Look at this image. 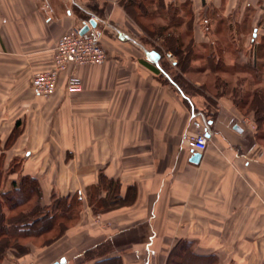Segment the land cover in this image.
Returning <instances> with one entry per match:
<instances>
[{"label": "crops", "instance_id": "1", "mask_svg": "<svg viewBox=\"0 0 264 264\" xmlns=\"http://www.w3.org/2000/svg\"><path fill=\"white\" fill-rule=\"evenodd\" d=\"M130 1L0 0V190L32 177L44 206L74 195L82 202L61 237L29 243L27 254L3 264H167L183 241L209 262L264 264V124L224 96L210 95L215 111L197 107L175 80L173 52L147 48L141 26L150 14L153 25L185 23L199 45L252 34L250 49L246 42L208 55L222 57V73H257L264 0ZM92 16L101 21L88 32L100 36L107 60L75 70L81 93L67 92L62 73L52 96L35 97L31 80L51 69L59 38ZM147 51L160 59L149 61ZM195 52L188 69L213 72L211 59L205 69L196 65L204 54ZM199 131L209 145L194 163L198 152L186 139ZM101 176L119 182L122 204L95 213L87 190Z\"/></svg>", "mask_w": 264, "mask_h": 264}, {"label": "trees", "instance_id": "2", "mask_svg": "<svg viewBox=\"0 0 264 264\" xmlns=\"http://www.w3.org/2000/svg\"><path fill=\"white\" fill-rule=\"evenodd\" d=\"M129 3L132 7H136L140 4V1L134 0ZM151 17H153L152 14H150V19H152ZM164 17L167 19L169 14L164 15ZM178 25L177 21H174V23L167 22L162 25L150 24L153 28H159L161 33H163V29L166 30L170 26L177 27ZM141 26L146 30V33L147 31L150 32L149 26L142 22ZM154 33L153 31L152 34L154 35ZM192 50L184 51L180 47L179 51L174 49L173 52L180 61L183 56H187L185 62L188 66L189 61L192 59ZM169 51L172 52V49H169ZM212 56L213 54H210L207 58L211 59L212 67L215 69L213 72L217 74L224 68V62L222 57H220L222 61L216 62V60L212 59ZM177 65L181 67L182 63L178 62ZM175 80L180 84L176 77ZM215 80L218 87L221 78L217 75ZM222 84V87L226 86L225 81ZM258 94L259 92H256L255 96H258ZM246 107L249 108L248 110L254 111L255 115L261 109L263 116L259 117L257 115V121L264 124V104L262 105L261 103L256 108L255 103L251 102ZM19 170L20 167L9 168L10 172ZM89 190L94 192V194H90V206L95 213H105L118 208L122 204L119 182L108 179L105 176H101L99 184L90 187ZM102 192H107V195L102 197ZM75 199L80 204V199L77 198V195H74L71 199L53 198L50 206H44L42 204L41 187L37 180L32 177H21L19 182L12 184L11 189L7 191L0 190V264L4 263L6 253L9 250L13 251L14 256L20 258L29 251L27 244L33 243L42 246L61 237L70 226L77 222L71 223L75 216L76 207L74 205H77V201H74ZM60 219L62 220L59 221ZM66 222H70V224ZM167 264H217V261L215 259H211L210 262L209 260H204L203 257L193 253L190 243L183 241L174 248Z\"/></svg>", "mask_w": 264, "mask_h": 264}, {"label": "rangeland", "instance_id": "3", "mask_svg": "<svg viewBox=\"0 0 264 264\" xmlns=\"http://www.w3.org/2000/svg\"><path fill=\"white\" fill-rule=\"evenodd\" d=\"M202 18L200 19L201 21ZM147 20H144V22L147 26H149L150 32L147 31V33L144 35L145 38L142 41L147 48H154L163 54L168 53L169 49H172V52L174 51V49L175 50L178 49L179 51L180 47L184 51L193 49L194 51H196L195 53L200 52L204 54L203 56H194L196 57L194 58L196 59V63H197L196 65H198L199 67H204V69L209 65L207 57L208 54L211 53V51H215L220 55L224 49L229 53H235L233 49L237 47V45L243 47L244 46L243 44L246 42H248L247 48L250 49L249 44H251L252 34H250L249 39L247 41L241 40L238 42L237 40L232 41L226 39H221V40L215 39V40H210V42L208 43L201 42L199 45L190 39L191 33H189V29L187 28L185 23L179 24L177 27L170 26L169 29L166 30L163 29V33H161V31H159L160 30L159 28L156 27L153 28L150 26L151 24L149 22L150 19ZM157 23H159L158 25H162L160 24L162 22L158 21ZM153 31L155 32L154 35L152 34ZM175 34H178L179 38H177ZM187 36L188 38H186ZM173 54L175 55L174 52ZM186 57L187 56H183L182 60L180 61L179 58L175 56L174 61H176L177 63L180 62V64L182 63V66L181 67L178 66L177 68L175 67H171V68L173 73L175 74V77L187 89L188 93L192 95L197 107L201 109L203 108V109H209L210 111H215V108L213 107L215 106V101L211 98V96H215V97L224 96L230 99L233 102V106L235 105L242 114H250V112H252L255 115L254 111L248 110L249 108L246 107V105L253 102L255 103V107L258 108L259 104L261 103L262 105L264 104V68H262V71H259L257 73L253 72L250 74L235 73L234 71L228 73L227 72L222 73V71H220L217 72L216 74L215 72H210L206 70L199 71L198 73L197 70L188 69V66L186 65L185 62ZM217 58L219 57H216L215 59L216 61L218 60ZM246 58L249 59L248 55L247 57H244L243 60L246 61L247 60ZM170 61L172 60L170 59ZM220 61H222L221 58ZM217 75L218 77L221 78V82L218 87H217V82L215 80ZM239 80L242 81L239 82ZM223 81L226 82V86L224 85V87H222ZM237 82H239V84ZM197 83H200V85H197ZM256 92H259L258 96H255ZM254 110L256 109L254 108ZM260 110L261 109H259L258 110L259 112L257 113L259 117L263 116ZM3 191H7V189H3ZM103 193L104 192L101 193V196L103 195ZM105 193L107 195V192ZM90 194L92 195L94 194V192L93 191L90 192V190L88 189L87 198L89 204L91 200ZM77 198H79L78 195ZM74 201H77V205L76 204L74 205V207H76L74 212L75 216H74V220L71 223L77 221L78 213L81 209V204H82V202H80L79 204L77 199H75ZM61 220L62 219H60L59 221ZM66 223L70 224V222H66ZM11 254H13V251L9 250L6 253L5 259H7ZM14 257L17 258L16 256Z\"/></svg>", "mask_w": 264, "mask_h": 264}, {"label": "built area", "instance_id": "4", "mask_svg": "<svg viewBox=\"0 0 264 264\" xmlns=\"http://www.w3.org/2000/svg\"><path fill=\"white\" fill-rule=\"evenodd\" d=\"M189 1L195 3L202 0ZM92 20L101 21L96 16H92ZM85 27L90 29V24L75 27L59 38L54 49L51 69L35 74L31 80V90L35 97L52 96L57 90L62 73H68L67 92L81 93L83 86L75 70L83 66L101 65L107 60V53L102 47L100 36L90 34L89 30L83 34ZM186 144L192 151L205 153L209 145V137L204 131L195 132L187 136Z\"/></svg>", "mask_w": 264, "mask_h": 264}, {"label": "water", "instance_id": "5", "mask_svg": "<svg viewBox=\"0 0 264 264\" xmlns=\"http://www.w3.org/2000/svg\"><path fill=\"white\" fill-rule=\"evenodd\" d=\"M90 25L92 27H95L96 26V22L94 20H91L90 21ZM88 30H89V28L85 27L83 29L82 33L85 34ZM120 39L127 40V39H129V37L125 36L124 34H121ZM146 56H147L148 60L152 61V62H157L160 59V55L156 51H147L146 52ZM200 159H201V154L200 153H196V154H194V156L192 158V161L194 163H198L200 161ZM64 263H65V259L62 258L60 261L55 262L53 264H64Z\"/></svg>", "mask_w": 264, "mask_h": 264}]
</instances>
